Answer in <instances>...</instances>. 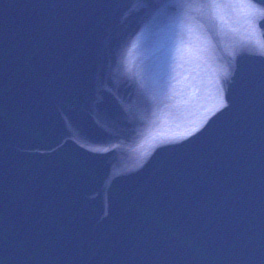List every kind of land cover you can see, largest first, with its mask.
<instances>
[{"label": "water", "instance_id": "95a60500", "mask_svg": "<svg viewBox=\"0 0 264 264\" xmlns=\"http://www.w3.org/2000/svg\"><path fill=\"white\" fill-rule=\"evenodd\" d=\"M0 221L29 264H264V0H0Z\"/></svg>", "mask_w": 264, "mask_h": 264}]
</instances>
